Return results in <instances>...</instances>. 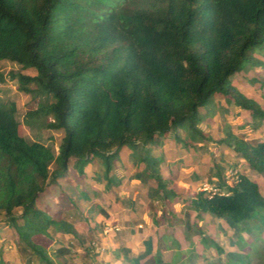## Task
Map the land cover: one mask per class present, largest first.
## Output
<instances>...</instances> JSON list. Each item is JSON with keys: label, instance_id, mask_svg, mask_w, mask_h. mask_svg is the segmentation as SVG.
Here are the masks:
<instances>
[{"label": "trees", "instance_id": "obj_1", "mask_svg": "<svg viewBox=\"0 0 264 264\" xmlns=\"http://www.w3.org/2000/svg\"><path fill=\"white\" fill-rule=\"evenodd\" d=\"M256 48L264 49V0H0V60L31 70L16 74L19 88L47 99L27 112L26 123L43 118L45 126L63 134L57 152L29 140L16 102L0 100V225L13 231L19 249L32 260L67 264L64 251L33 238L51 237V231L82 241L96 237L88 213L76 207L87 234L63 210L41 207L40 198L57 185L56 201L75 200L63 188L66 182L89 201L91 184L82 181L86 166L97 164L102 171L94 172L93 180L109 185L127 147L143 163L144 181L161 200L185 197L197 220L210 213L233 225L253 221L246 228L255 227L264 218L257 182L237 173L232 185L221 182L214 192L185 194L174 188L176 166H162L163 160L149 152L174 131V138L183 140L180 147L201 148L197 143L208 135L199 127L200 109L216 94L248 110L259 127L264 107L231 78L249 63L264 65L254 55ZM178 128L189 138H181ZM231 137L221 140L264 173V140L252 144ZM213 175L220 182L217 170ZM168 236L158 233L155 254L137 264H160ZM81 244L93 258L94 245ZM133 257L122 264H135ZM0 264H7L2 257Z\"/></svg>", "mask_w": 264, "mask_h": 264}, {"label": "rangeland", "instance_id": "obj_2", "mask_svg": "<svg viewBox=\"0 0 264 264\" xmlns=\"http://www.w3.org/2000/svg\"><path fill=\"white\" fill-rule=\"evenodd\" d=\"M255 51V57L264 62V49L256 48ZM18 72L32 74L31 70L22 69L16 62L0 60V100L16 102L17 119L20 121L22 133L29 140L41 141L57 152L63 136L61 131L49 129L45 126L46 120L43 118H35L31 124L26 123L27 112L37 109L47 99L41 94L22 91L16 76ZM231 78L238 89L264 107V65L249 63L244 70L233 74ZM30 86L35 89L34 84ZM200 111L202 120L199 127L208 135L204 141L197 143L201 148L180 147L183 140L179 142L174 138L175 131L170 132L165 140L157 142L156 146L150 147L149 153L159 156L163 160L162 166L166 163L170 165L167 159L171 157L176 166L179 165L178 159H183L194 167L193 171L197 175L185 177V182L192 181L185 187L172 174L174 188L185 194L195 190L214 192L218 190L219 183L232 185L236 181L237 173H243L259 184L264 195V173L248 166L229 143L221 140L231 134V142L237 138L252 144L258 143L264 140V122L259 127H254L248 110L241 108L231 98L218 94L210 98ZM177 131L181 138H189L185 129L178 128ZM132 150L125 147L121 151V160L114 165L109 185L105 181L93 180L94 172L102 171L97 164L86 166L87 175L82 181L85 179L86 183L91 184L92 197L89 201L73 185L66 182H62L63 188L70 190L72 196L75 195V200L67 198L56 201L60 190L57 185L50 186L39 200L41 207L48 204L52 208L51 211L61 209L66 212L79 228V232L87 233L88 228L85 222H80L76 217V207L83 213H88L87 224L88 227L95 225L93 227L96 237L91 238L88 235L87 241H82L73 238L69 233L51 231V237L38 234L33 239L52 251H64L70 258L67 264H83L84 259L86 264H102L112 260V249L125 237L134 243L141 242L139 247L136 244L134 247L143 250L147 246L145 241L152 233L151 230H158L157 235L173 230L165 239L166 244L162 248L165 252L160 256V264H257L260 261L258 259L264 262L263 217L257 219V225L250 230L246 227L251 226L253 221L233 225L227 219L207 213L201 220L195 219V213L188 208L187 198H175L173 202H168L158 197L154 186L144 181L145 176L141 174L143 163L131 155ZM140 151L144 150L141 148ZM192 154H196L194 160L191 158ZM216 170L220 182L217 175H213ZM19 211L20 209L17 210ZM153 216L157 221L156 226L149 227L146 236L142 233L147 226L145 220ZM0 220H3L2 214ZM83 242L94 245L93 258L85 251L81 244ZM0 247V257L7 264H45L23 254L13 231L6 225H0ZM124 248L128 249L126 246ZM123 250L125 251L122 248ZM70 254L75 256L70 257ZM111 264H115L114 261Z\"/></svg>", "mask_w": 264, "mask_h": 264}, {"label": "crops", "instance_id": "obj_3", "mask_svg": "<svg viewBox=\"0 0 264 264\" xmlns=\"http://www.w3.org/2000/svg\"><path fill=\"white\" fill-rule=\"evenodd\" d=\"M175 153H178V152H175ZM191 158L194 160L196 158V154H192ZM168 161L170 162V166H172V165H173V167L176 166V164H174V160L171 157H170V159H167V162ZM178 161H179V165L175 167L176 170H174L173 175L176 178V180L177 181L180 180V184H183L185 187V186H188V184L191 183L192 181L185 182L184 178L185 177L191 178L190 175L195 176V175H197V173H194V171H193L194 167L189 165L185 160L178 159ZM191 189H193V188H191ZM193 190H195V189H193ZM68 192L71 195H73V193L70 190H68ZM207 214H210V213H207ZM146 221H147V226L142 233L147 236L148 235V231H147L148 228L152 227L153 225L156 226L157 221H155L154 216L151 219L145 220V222ZM93 226H95V225L91 226L94 229ZM131 227H134V226H131ZM151 231H152V233L149 236H147V239L145 241V245H147V246L143 250H138L134 247V244H136L137 247H139L141 242L139 243L138 241H136L134 243L133 240H129L125 237V238L121 239V241L119 242V245L117 247H114L112 249V251H111L112 260L110 262L109 261L108 262L107 261L102 262V264H111V262H113V261L115 264H122L125 262V260H127V258L130 257V255H134V257L132 259L134 260L135 264H137V263H139L140 259L147 256L148 254H155V252H156L155 251L156 250V241H157V231L158 230H156V231L151 230ZM94 232H95V229H94ZM172 232H173V230H168L166 233L170 234ZM140 241H142V240H140ZM122 245L126 246L128 249L124 248V246H122ZM147 247H148V250H147ZM122 248L125 249V251L124 250L122 251ZM129 251H131V252L129 253Z\"/></svg>", "mask_w": 264, "mask_h": 264}]
</instances>
